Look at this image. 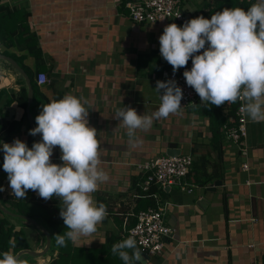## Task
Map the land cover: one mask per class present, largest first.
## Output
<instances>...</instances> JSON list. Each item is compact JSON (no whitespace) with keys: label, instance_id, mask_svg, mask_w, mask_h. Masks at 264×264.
Masks as SVG:
<instances>
[{"label":"crops","instance_id":"obj_1","mask_svg":"<svg viewBox=\"0 0 264 264\" xmlns=\"http://www.w3.org/2000/svg\"><path fill=\"white\" fill-rule=\"evenodd\" d=\"M1 3L27 9L30 30L38 36L41 55L26 54L16 46L9 49L0 46V52L5 54L4 50H8L25 55L23 61L32 70L39 63L46 66L47 70L42 71L47 73L49 82L41 87L39 114L44 104L66 94L83 97L88 101L89 126L97 129L101 167L109 180L92 196L95 202L103 196L108 201L107 209H115V218L108 213L94 234L75 245L100 247L112 234L123 233L121 228L129 224L141 196L140 184L145 174L139 165L166 155L168 145L176 143L182 154L194 158L186 180L188 187L183 190L180 185L166 186L154 193V197L165 207L166 222L177 232L160 256L145 259L143 264L152 261L154 264H264V122L248 119V136L243 141L248 155H244L225 139L220 148H215L209 116L190 108L154 120L147 131L138 130L140 143L134 148L129 146L126 129L115 117L117 108L130 106L141 115L158 109L160 99L155 87L159 77L152 72L148 56L160 54L159 37L165 26L180 24L168 20L136 25L120 0H1ZM182 5L190 13L196 12V16L201 13L202 0H182ZM25 86L27 83L20 73L8 61L0 59V110L7 113L8 120L21 123L14 140L19 138L32 147L30 123L24 117L25 109L16 100ZM10 98L14 100L11 104ZM228 110L227 105L222 107L226 116ZM60 156L57 146L52 162L62 165ZM244 163L249 164L248 170L243 168ZM217 172L222 176L215 175ZM2 174L0 171V189H3L0 204L7 207L11 206V197L14 200L16 197L9 187L8 174ZM201 179L207 182L203 185ZM218 180L223 181L222 185L209 191L207 188ZM201 198L209 201L205 208L198 204ZM53 201L50 199L48 204H54ZM116 216L123 219L122 226ZM0 217L5 218L2 213ZM9 223L17 230L23 228L28 232L27 241L31 245L26 249L40 251L46 246V236L32 223L21 220ZM45 260L49 262L50 257L35 256L34 264H44Z\"/></svg>","mask_w":264,"mask_h":264},{"label":"clouds","instance_id":"obj_2","mask_svg":"<svg viewBox=\"0 0 264 264\" xmlns=\"http://www.w3.org/2000/svg\"><path fill=\"white\" fill-rule=\"evenodd\" d=\"M159 44L160 55L173 73L186 68L191 59L192 67L183 76L202 104L219 107L239 101L242 115L264 122V0H256L247 10L224 8L210 19L192 18L182 27L166 25ZM155 90L160 104L152 114H138L130 106L115 111L130 147L140 143L138 130L147 131L154 120L166 119L182 109L183 90L175 80H158ZM86 105L85 98L71 94L52 100L42 106L35 117L37 127L30 130V135L42 137L40 142L29 147L17 138L2 145L3 170L17 199L31 190L44 200L56 197L61 201L60 217L68 230L55 236L60 246L91 236L108 216L107 206L97 204L92 196L109 175L101 167L100 141L97 129L89 126ZM57 146L62 165L51 160ZM111 252L124 264H143L132 236L114 244ZM2 255L0 264H28L14 253Z\"/></svg>","mask_w":264,"mask_h":264},{"label":"trees","instance_id":"obj_3","mask_svg":"<svg viewBox=\"0 0 264 264\" xmlns=\"http://www.w3.org/2000/svg\"><path fill=\"white\" fill-rule=\"evenodd\" d=\"M128 1L129 0H120V4L124 9L127 10L129 15V9L127 7ZM255 2L256 0H202L200 9L201 13H198L197 16L195 14L196 12L194 14L190 13L185 8V5L183 6V8L188 13V15L191 16V18L204 16L205 18L210 19L213 14L218 11H222L224 8L242 7L247 10L251 6V4ZM28 16L29 12H27L26 9L11 8L9 5L1 3L0 0V46H6L8 49L16 46L17 49L21 50L24 53L26 52V54L38 56L41 55L39 40L37 34L30 30ZM168 20L176 21L181 25V27L183 26L182 23L177 19H167L161 21ZM142 24L150 23L145 22ZM4 52L6 55L13 57L27 71L28 75L31 78V83L34 89V101L31 105V112L35 119V117L39 115V107L37 108V104L39 98L42 95L41 86L38 85L36 78L39 72H44L42 70H47V68L46 66H44V64L39 63L38 67L35 70H32L23 61L25 55L19 56L18 54L10 52L8 50H4ZM148 60L151 61L150 66L152 68V72L157 73L159 79L164 70H173L172 66L167 61H165L160 54L151 53L150 56H148ZM179 70H181V68ZM1 96L2 93L0 92V100ZM16 100L18 101L20 106L25 109L24 117L26 120H28V86L23 87L21 95ZM8 102L9 104H11L14 102V100L10 98ZM224 105H227L229 109L227 116L223 114L222 111V107ZM224 105L217 107L215 105L202 104L201 102H199L189 107L193 111H197L204 115L207 114L209 116L211 121L210 129L213 139L215 140V148H220L222 142L225 139L223 127L228 122L229 117H233V123L237 122L236 110L238 108L239 101L235 104L225 103ZM7 116L8 115L5 111L0 110V171L4 172L2 176H4V174H7L3 170L4 153L2 151V145L3 143L14 142V137H16L19 133L21 126V123L16 120H8ZM34 125L35 127H37L36 120ZM28 127L30 131L32 128L30 125ZM39 137L41 138L40 135ZM30 142H36L35 136L30 135ZM193 166L194 161L190 172L193 169ZM204 167L206 168V165ZM203 173L207 174V171H203ZM215 175L219 177L222 176L219 172L215 173ZM186 180L187 177L185 181ZM199 181L203 185L207 182V180L202 179ZM159 189H163V187H160L159 185H152V187L147 192L141 189V196L137 200L135 214H137L141 209H146L148 207L158 208L159 206H161L157 198L154 197V193L158 192ZM11 199V207L7 206L9 210L13 208L11 209L12 212L30 216L34 218L39 224L45 226L49 230L52 244L50 250L46 253V255L50 257V261L47 264H124V262L119 258L118 255H113L111 252L114 244L127 239L124 236L125 227L123 228L122 226L123 219L116 216V218H119L118 222L122 226L121 231H123V233L112 234L110 239L101 244L100 247H86L75 245V243H72L71 241H68L66 246H60L57 244L55 236L57 234H63L68 229L66 228L63 219L60 217L61 201L58 198H52V200H54V204L50 205L46 203L41 204L40 202H35V206L30 205L31 202H34L32 199L29 202L24 198L14 200L11 197ZM25 201L27 202L26 204L24 203ZM99 203H104L108 207V201L103 196L98 199L97 204ZM107 212L109 214H113L115 218L114 208H108ZM0 213L4 214L1 207ZM132 216L133 217H130V222L126 228L135 225V223L137 222V218L135 217V215ZM42 234L43 236L45 235L44 233ZM27 237L28 232L26 230H24L23 228L17 230L15 229V225H10L9 221L6 218L0 217V258H3L2 254L6 251L17 254L22 249L30 248V246L28 245Z\"/></svg>","mask_w":264,"mask_h":264},{"label":"built area","instance_id":"obj_4","mask_svg":"<svg viewBox=\"0 0 264 264\" xmlns=\"http://www.w3.org/2000/svg\"><path fill=\"white\" fill-rule=\"evenodd\" d=\"M127 7L129 18L136 25L145 22L155 23L167 19H177L183 25L185 21L192 19L183 8L182 0H141L138 2L129 0ZM178 15L179 17H177ZM191 67L192 62L190 60L186 68H181L175 73H173V70H164L159 79V81L175 80L177 85L182 88V109L201 102L199 95L186 84L183 76L184 71L190 70ZM36 81L41 87L47 84L49 82L47 73L39 72ZM241 106L242 104L239 102L236 110L237 122L233 123V117L230 116L223 127V131L228 143H231L244 155H248L247 148L243 146V141L248 136V118L240 113ZM193 161L194 158L191 154L181 153L178 156L160 155L140 164L139 167L145 174L140 188L145 192L152 185H159L160 187L180 185L183 190L187 189L188 184L185 179L190 173ZM243 168L248 170L249 164L244 163ZM132 215H135L137 222L129 228H126L127 225L124 226V236L135 238L141 253H145L150 257L160 256L169 242L175 239L177 232V229L165 220V207L162 205L158 208L148 207Z\"/></svg>","mask_w":264,"mask_h":264},{"label":"water","instance_id":"obj_5","mask_svg":"<svg viewBox=\"0 0 264 264\" xmlns=\"http://www.w3.org/2000/svg\"><path fill=\"white\" fill-rule=\"evenodd\" d=\"M0 59L8 61L19 73H20V77L24 78L27 86H28V103H27V113H28V120L30 122L31 128L34 129L35 128V119L34 116L31 112V105L34 101V89H33V85L31 83V78L28 75V73L26 72V70L11 56L3 54L2 52H0ZM36 141L40 142L41 138L39 137V135L37 134L35 136ZM182 153V150L180 147H178V145L176 143H170L166 149V155L168 156H178ZM221 180H218L215 182V184L213 185V187H208L207 189L209 191H215L217 186L222 185ZM209 201L205 198H201L198 200V204H200V206L202 208H205V204H207ZM0 207L2 208V211L5 213H8L12 216H19L21 218H24L28 221H30L33 225H35L38 229L44 231L45 235H46V246L44 247V249L42 251H35V250H31V249H23L21 251H19L16 255H18L19 257L23 254H31L33 256H43L45 255L51 248V244H52V239H51V235L49 230L39 224L34 218L27 216V215H23V214H18V213H14L12 211H10L7 207L3 206L2 204H0ZM143 256V262H145L146 260H149L151 257L145 253H142Z\"/></svg>","mask_w":264,"mask_h":264},{"label":"rangeland","instance_id":"obj_6","mask_svg":"<svg viewBox=\"0 0 264 264\" xmlns=\"http://www.w3.org/2000/svg\"><path fill=\"white\" fill-rule=\"evenodd\" d=\"M27 10V9H26ZM28 11V10H27ZM29 12V11H28ZM37 142V141H36ZM4 173V172H3ZM5 176V175H4ZM36 194V195H35ZM24 199L25 200H28V202L32 199L33 201L34 200H40V203L42 204V203H46V204H48L49 202V200H44V199H42V198H40L39 197V195H38V193L37 192H34V191H31V190H29L27 193H26V196L24 197ZM16 200H19V199H17L16 198ZM25 204L27 203L26 201L24 202ZM30 205H32V206H35L36 204H35V202H31L30 203ZM9 207H11V206H9ZM11 209H13V208H11ZM10 209V210H11ZM12 211V210H11ZM15 213V212H14ZM166 216V215H165ZM3 217H5L8 221H11L12 223H13V221L15 220V221H22V222H30V221H27V220H24V219H22V218H16L15 216V218H13V221H12V217L13 216H11L10 214H8V213H4L3 214ZM166 220V219H165ZM31 223V222H30ZM35 226V225H34ZM35 228H36V226H35ZM39 230V229H38ZM32 231H34V230H32ZM40 232H41V234L42 233H44V231H42V230H39ZM40 232H39V234H40ZM40 234V235H41ZM45 234V233H44ZM42 236H43V234H42ZM44 236H46V235H44ZM37 238V237H36ZM28 245H31L29 242H28ZM42 249V248H41ZM44 249V248H43ZM42 249V250H43ZM31 250H33V249H31ZM42 250H40V251H42ZM46 255V254H45ZM23 260H26V261H28V264H34L35 262H34V258H35V256H33V255H31V254H23L22 255V257H21ZM48 262V261H47ZM47 262H46V260H45V263L44 264H47ZM151 264H154V262L152 261L151 262Z\"/></svg>","mask_w":264,"mask_h":264}]
</instances>
